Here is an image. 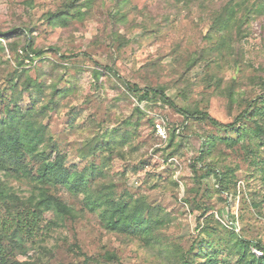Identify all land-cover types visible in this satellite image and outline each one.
I'll return each instance as SVG.
<instances>
[{"label":"rangeland","instance_id":"1","mask_svg":"<svg viewBox=\"0 0 264 264\" xmlns=\"http://www.w3.org/2000/svg\"><path fill=\"white\" fill-rule=\"evenodd\" d=\"M260 1L128 0L127 20L115 24L110 16L112 0H97L88 18L59 26L48 17L63 0H0V33L30 28L34 48L43 51L33 63L25 62L32 76L42 75L49 85L53 79L61 80L59 86L69 89L59 110L45 121L57 142L56 153L67 155V166L73 170L86 163L100 164L107 153L82 161L80 149L102 139L106 131H127L129 142L108 156L105 167V181L113 186L114 195L144 196L151 205L161 206L170 214L171 222L162 232L171 242L186 250L195 245L196 251H219L223 262H228L225 245L230 233L264 245V177L255 168L257 161L264 160V140L258 141L262 160H254L249 140L233 149L222 141L237 139L239 133L219 130L209 121L187 120L179 110L198 108L229 125L247 101L264 93V11L256 9ZM229 3L241 9L240 17L248 12L250 16L215 33L214 20ZM222 41V58L215 60L209 51ZM24 43L22 38L19 49ZM201 54L205 61L186 71L185 62ZM7 59L14 65L9 51ZM123 82L146 89L164 87L167 100L152 94L151 100L140 102ZM161 121L168 128L166 141L156 132ZM174 130L180 132L171 143ZM205 138L215 139L216 147L199 160ZM228 167L236 174L230 194L219 189L214 175ZM11 184L22 197L29 196L27 184L15 180ZM58 194L75 208L76 218L49 231L42 229L31 239L25 237V254L16 252L20 263L164 264L158 251L108 232L99 213L84 206L83 194L63 188ZM51 216H46L43 226ZM207 220H211L209 228ZM205 228L211 237L202 234ZM251 250L262 256L255 247ZM109 252L118 259H107ZM229 259L230 264L238 262L236 256Z\"/></svg>","mask_w":264,"mask_h":264},{"label":"trees","instance_id":"2","mask_svg":"<svg viewBox=\"0 0 264 264\" xmlns=\"http://www.w3.org/2000/svg\"><path fill=\"white\" fill-rule=\"evenodd\" d=\"M96 1L63 0L62 6L50 14L48 20L53 25L59 26L68 25L73 20H85L91 15ZM112 2L110 5L112 21L115 24L126 21L128 0H112ZM256 9L258 12L264 11V0L258 3ZM240 10L232 3L227 4L214 20V32H223L238 21L242 23L245 16H250L248 12L240 17ZM239 23L237 30L241 28ZM31 34L30 28H15L0 33V219H2L0 264H23L17 261L16 252L25 254V237L31 239L42 229L49 231L53 227L63 225L68 219L76 218L75 208L59 196L58 191L61 188L72 194H83L84 206L90 212L99 213L108 232L132 238L139 241L144 248L158 251L164 264H230L229 258L233 256L238 257L237 264H264V245L261 242L243 240L235 233L229 234L225 245L228 262L220 259L219 251L214 254L202 249L196 251L195 245L186 250L180 244L171 242L162 232V228L168 226L171 219L170 214L161 206L151 205L144 196L116 197L113 186L105 181L107 177L105 167L110 160L108 156L120 152L129 142L130 135L127 131L122 132L120 129L106 131L102 139L96 138L80 149L79 158L82 161L107 153V158L102 157L100 164L92 162L88 165L86 163L82 169L69 168L67 155L56 153L57 142L50 134L49 125L45 123L51 113L59 110L61 101L69 89L59 86L61 80L53 79L52 84L49 85L42 79V75L32 76V70L25 65V62L28 60L33 63L36 58L43 55V51L34 48V42L30 40ZM22 38L25 43L22 49H19L18 42ZM118 38L124 39L122 36ZM220 46H224L223 41L209 51L214 54L215 60L222 58ZM20 50L23 52L22 55H19ZM7 51L13 57L14 65L10 59H7ZM205 59L204 54L189 59L185 62L186 71L192 70ZM215 60L212 65L215 64ZM108 70L116 74L113 69ZM95 77L98 79L99 73H96ZM123 83L140 102L151 100L152 94L167 100L164 87L146 89ZM232 92L233 89H229V98L233 101ZM26 101L29 103L24 106ZM168 103L176 107L170 100ZM244 106L236 121L229 125L222 124L198 108H184L179 112L187 120L209 121L219 130L236 131L240 134L237 139H222L226 147L233 149L242 140L247 139L249 153L256 157L254 160H262L258 158H263V149L258 141L264 140V93L247 101ZM137 110L142 112L141 109ZM247 121H251L252 125L248 126L245 123ZM127 124L131 125L130 122ZM179 132L180 130H174L171 143L175 133ZM215 147V139L205 138L199 160L210 155ZM255 168L264 177V160L260 163L257 161ZM214 173L219 189L230 194L235 186V169L228 167L226 171ZM13 180L27 184L30 187L29 196L22 197L18 194L11 184ZM174 184L177 186L176 182ZM203 212L205 215L207 209L205 208ZM48 214L52 215V218L43 226ZM206 225V228H209L211 220H207ZM206 228L203 229L202 234L207 238L211 237V232ZM4 240H8L9 243L5 244ZM251 247L260 250L262 256L257 257ZM105 256L111 261L118 259L115 253L109 252ZM201 258H204V262Z\"/></svg>","mask_w":264,"mask_h":264},{"label":"built area","instance_id":"3","mask_svg":"<svg viewBox=\"0 0 264 264\" xmlns=\"http://www.w3.org/2000/svg\"><path fill=\"white\" fill-rule=\"evenodd\" d=\"M156 132L158 137L163 140L166 141L168 139V128L166 126V124L164 123V121L159 122L156 126ZM262 255V254H261Z\"/></svg>","mask_w":264,"mask_h":264}]
</instances>
